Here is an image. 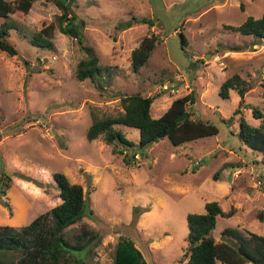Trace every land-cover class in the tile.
I'll return each mask as SVG.
<instances>
[{"label":"rangeland","instance_id":"1","mask_svg":"<svg viewBox=\"0 0 264 264\" xmlns=\"http://www.w3.org/2000/svg\"><path fill=\"white\" fill-rule=\"evenodd\" d=\"M72 7L68 17L76 18L84 44L111 75L77 79V64L86 53L61 31L63 9L55 0H36L28 14H16L22 31L11 29L9 39L18 54L0 51V189L4 173L12 177L7 195L0 192V225L21 229L59 204L54 174L60 171L84 187L94 210L68 228L70 233L84 226L100 232L91 264H114L124 237L133 240L146 264L185 263L187 215L205 213L211 201L224 211L236 208L232 216H218L213 230L218 242L228 239L223 234L228 227L264 235L258 218L264 209V154L240 136V115H234L239 92L220 95L226 78L242 75L251 85L243 115L260 124L252 108L264 109V40L224 25L261 17L264 0H77ZM132 16L152 18L155 25L116 27ZM42 22L54 25L53 50L30 41ZM153 32L159 36L157 47L135 72L132 51ZM192 91L193 118L214 123L217 135L177 146L165 138L139 148V128L116 125L136 143L123 154H114L102 136L87 138L92 113L104 117L124 111L125 94L157 95L151 114L158 118ZM126 153H136L135 163L124 161Z\"/></svg>","mask_w":264,"mask_h":264},{"label":"trees","instance_id":"2","mask_svg":"<svg viewBox=\"0 0 264 264\" xmlns=\"http://www.w3.org/2000/svg\"><path fill=\"white\" fill-rule=\"evenodd\" d=\"M35 1L0 0V18L3 19L0 26V51L10 56L18 54V49L9 39L10 30L22 31L16 22V14H28ZM55 1L63 9V14L59 17L61 31L76 38L80 48L86 53L77 64V79L84 81L90 78L96 81L104 73L111 75L110 69L100 63V58L93 48L84 44L82 30L76 18L68 17L73 9L72 5L77 0ZM139 23L155 25L152 18L132 16L117 23L116 27L127 29ZM224 27L244 35H252L258 42L263 41L264 13L259 18L250 15L241 24H225ZM53 32L52 23L42 22L30 41L35 46L53 50L55 48ZM181 35L183 45L186 46L187 38L183 32ZM158 42L159 36L153 32L150 36L144 37L139 46L132 51V66L135 72L148 64ZM250 88L249 81L239 73H235L221 84L220 95L229 98L231 89L239 92L242 100L234 115H240V136L249 147L264 154V109L252 108L253 116L260 120L258 126L250 124L243 115L245 96ZM156 98L157 95L125 94L121 97L124 111L104 117H98L93 112L87 138L92 141L102 136L107 144L113 146L114 154H123L125 150L133 149L136 143L128 139L121 129L116 128V125L139 128V148L165 138L177 146L219 133L214 123L193 118L194 112L190 109V105L196 102V94L193 91L175 99L170 108L158 118L151 114V107ZM186 113L189 116L179 120V117ZM135 154L131 157L126 153L124 161L128 164L135 163ZM11 178L10 174L4 173L1 193L7 195ZM54 179L61 198L59 204L41 213L21 229L0 225V264H91L89 257L101 240L100 232L87 226L76 233H70L68 230L85 216L94 215L89 198L86 197L84 187L72 183L65 173L56 172ZM41 185L45 188L47 186L45 183ZM205 208V213L191 212L187 215L189 254L188 260L183 264H219V262L264 264V235L228 227L223 231L228 239L221 242L216 240L213 230L217 225L218 216H232L236 208L224 211L217 201L207 202ZM258 218L264 221V209L259 211ZM113 255L114 264H146L141 251L130 238L124 237Z\"/></svg>","mask_w":264,"mask_h":264},{"label":"water","instance_id":"3","mask_svg":"<svg viewBox=\"0 0 264 264\" xmlns=\"http://www.w3.org/2000/svg\"><path fill=\"white\" fill-rule=\"evenodd\" d=\"M60 1L67 2V0H60ZM188 116H189V114L186 113V114L180 116V117H179V120H183L184 118H186V117H188Z\"/></svg>","mask_w":264,"mask_h":264}]
</instances>
